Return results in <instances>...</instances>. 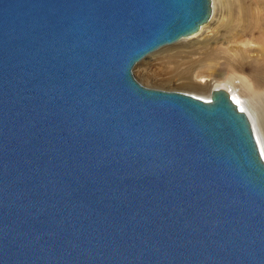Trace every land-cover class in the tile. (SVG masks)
I'll return each mask as SVG.
<instances>
[{
	"label": "water",
	"instance_id": "1",
	"mask_svg": "<svg viewBox=\"0 0 264 264\" xmlns=\"http://www.w3.org/2000/svg\"><path fill=\"white\" fill-rule=\"evenodd\" d=\"M211 0H0V264H264V159L229 93L135 65Z\"/></svg>",
	"mask_w": 264,
	"mask_h": 264
},
{
	"label": "bare ground",
	"instance_id": "2",
	"mask_svg": "<svg viewBox=\"0 0 264 264\" xmlns=\"http://www.w3.org/2000/svg\"><path fill=\"white\" fill-rule=\"evenodd\" d=\"M218 15L220 16L219 20L216 19ZM214 20H218L216 27L228 34L230 41L244 38V40L247 39L244 41L247 45L262 44V41L264 43L263 37L256 36L258 30L261 31L264 27V23H262L264 0H211L210 20L202 25L199 31L176 43L161 47L139 61L135 67L140 62L156 57V54L163 51L167 55L161 59L169 65L167 66L169 68L164 69L163 74L170 76L174 74L179 78L178 80L182 81L184 87L192 91L205 92L209 90L211 92L212 89L227 91L232 100L237 102L238 108L248 116L264 159V121L261 118V112H259L264 108V47H262L260 60L252 59L249 56L252 49H223L218 45L221 43L218 39L214 43L201 42L200 47L196 48L195 42L191 43L190 39L199 36ZM154 62L155 60L150 59L145 68L150 78L153 75L157 76L151 68L156 65ZM218 78L223 81L214 82L215 84L211 85L212 81ZM259 104H263V108Z\"/></svg>",
	"mask_w": 264,
	"mask_h": 264
},
{
	"label": "rangeland",
	"instance_id": "3",
	"mask_svg": "<svg viewBox=\"0 0 264 264\" xmlns=\"http://www.w3.org/2000/svg\"><path fill=\"white\" fill-rule=\"evenodd\" d=\"M219 17L220 16L218 15L216 19L219 20L220 19ZM218 20H214L212 22V24L208 28L204 29L199 36H197L193 39H190V40H192L191 43L195 42L196 48L200 47L199 44L201 42L209 41L210 43H212V42L214 43L215 40L218 39L221 42L218 45L223 49H228V48H237L238 49L239 48L240 50H245L248 48V49H252L251 53H249V56L252 59L257 60V58L258 59L260 58L262 47H264L263 41H262V44L253 43L250 45L245 44L244 41H247V39L244 40V38L243 39L241 38L240 40L237 39V41H230L228 39L229 35L226 34L225 32H223L222 29L216 27ZM262 23H264V20ZM257 35L259 36L258 38H261V37L264 38V27H262L261 31L258 30L256 36ZM172 46H176V45H172ZM172 46H169V47H172ZM162 52L163 51L156 54V57L150 58V59L155 60L154 64H156V65H154V67H151V68H152V70H154L153 72L155 73V75L156 74H157V76L159 75L158 77H160V78H158L157 76H154V75H153V77L151 76V78L148 77L145 68H146V65H148V63L150 62V59H146V60L140 62L135 68H133V70H132L133 77L141 85H144L148 88H155V89H161V90H166V91L182 92V93L190 94L192 96L208 100V98H210V91L209 90L205 91V92L192 91L191 89L184 87V85L182 84V81L178 80L179 78H177L174 74H172L170 76V75H166L165 73L164 74L162 73L164 71V69L169 68V67H167L169 65L161 59L162 57L167 55V53L163 52L164 53L163 54ZM220 81H223V79H221V78H218L217 80L214 79L212 81L211 85H214L215 83H218ZM263 104H259V106L263 108V106H264ZM263 109H261L259 112H261L262 115L261 114L260 115L262 116L261 118L264 121V110ZM261 137H262V135H261Z\"/></svg>",
	"mask_w": 264,
	"mask_h": 264
}]
</instances>
